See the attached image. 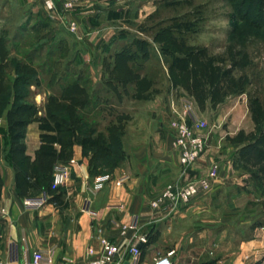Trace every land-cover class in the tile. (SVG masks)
Segmentation results:
<instances>
[{
  "label": "rangeland",
  "instance_id": "rangeland-1",
  "mask_svg": "<svg viewBox=\"0 0 264 264\" xmlns=\"http://www.w3.org/2000/svg\"><path fill=\"white\" fill-rule=\"evenodd\" d=\"M54 1L55 11L44 0H0V128L4 118L8 126L7 113L15 105L20 117L30 118L28 124L62 120L58 135L64 144L56 143L58 153L70 156L75 145L81 146L80 139L96 138V146L81 148L89 156L86 168L95 165L97 175L117 171L142 176L143 159L151 199L180 173L175 123L193 124L189 113L183 116L191 102L192 116L211 130L205 150L211 162L225 166L223 176L229 178L223 191L213 181L209 190L149 225L148 262L167 253L173 260L174 249L183 244L196 245L201 253L209 246L238 250L242 239L264 227V179L244 167L237 154L263 129L264 26L246 20L239 0H68L73 8L67 11L60 8L67 0ZM115 12L118 17L111 18ZM64 17L76 20V34L65 28ZM168 35L212 54L227 48L246 52L250 64L235 74H246L250 83L215 108L207 104L200 110L180 75L169 68L164 50ZM15 94L24 100L16 101ZM251 100L263 114L258 123L251 116ZM33 163L29 167L35 170ZM41 164L48 175L50 165ZM263 260L264 254L260 264Z\"/></svg>",
  "mask_w": 264,
  "mask_h": 264
},
{
  "label": "crops",
  "instance_id": "crops-1",
  "mask_svg": "<svg viewBox=\"0 0 264 264\" xmlns=\"http://www.w3.org/2000/svg\"><path fill=\"white\" fill-rule=\"evenodd\" d=\"M89 40L94 39L88 38L87 41ZM82 41L83 38L73 42ZM0 130L2 131H0V178L2 182L0 201L7 204L10 209V214L7 217L0 218V264H18V262L9 260L8 250L11 242L16 243L20 250H27L28 253L35 249L46 250L55 246L54 257L56 259L66 256L79 261L84 259L88 246L99 248V236L110 237L117 242L121 241V237L118 235L120 223L127 222L134 215H139L141 222L148 220L151 213L148 208L151 183L147 176L143 177V159L139 164V172L142 173V176L132 177L128 172L116 171L111 174L113 177L126 173L129 175V179L122 186L107 182L102 190L93 191L92 182L97 174H92L86 168L89 156L83 153L79 145L74 146L72 154L67 158V160L76 159L79 166L73 167L67 183L57 190L58 201L50 200L37 209L25 208L22 203L23 199L37 192L30 187L21 189L16 187L15 166L9 153L10 142L5 118ZM41 132L38 123L33 122L26 126L22 140L23 155L30 162L35 160L36 153L42 144ZM52 146L58 154L56 143H53ZM209 154V150L206 149L195 162L192 174L202 172L201 170L210 164L212 157ZM164 157L165 159L166 157L170 158V155L165 154ZM60 161L65 160L56 155L53 165ZM175 163L179 165L177 159H175ZM224 168L225 166L221 168L218 178L215 180L220 191H223L226 179L229 178L227 176L226 179L224 178ZM230 174L229 171L228 176H231ZM230 179L239 183L235 177H230ZM86 198L91 200L89 206L96 212L95 216L83 209ZM209 221L208 228L212 226V219L210 218ZM148 228L149 225L144 227L147 231ZM196 247L193 244H183L179 248H175L173 264H260V258L264 254V227L255 228L252 236L245 240L242 239L239 242L238 250L234 252L223 247L216 251V247L211 249L209 246L204 249V253H201L200 249H196ZM150 250L151 244L141 245L138 264H150L148 262ZM214 254L217 256H213ZM244 255L249 257L243 258Z\"/></svg>",
  "mask_w": 264,
  "mask_h": 264
},
{
  "label": "trees",
  "instance_id": "trees-1",
  "mask_svg": "<svg viewBox=\"0 0 264 264\" xmlns=\"http://www.w3.org/2000/svg\"><path fill=\"white\" fill-rule=\"evenodd\" d=\"M242 1L239 0L237 4H241L239 9L246 13L244 16L246 20L264 26V0H248L246 4ZM117 17L118 13H112L111 18ZM164 43L167 46L164 49L165 53L170 57V70L180 75L187 94L200 110L205 109L207 104L215 108L229 95L243 92L246 85L250 83L246 74H235V71H242L250 64V59L246 52L239 53L233 51L232 48H227L225 53L212 54L206 47L189 45L183 38H178L175 35H168ZM19 69L21 67L18 65L16 71L18 72ZM2 79L3 76H0V80ZM17 85L18 83H14L13 87L17 88ZM6 91L8 90L6 89ZM13 91L17 93L16 90ZM15 95L16 101H23L25 98V96L20 94ZM18 108L19 106L15 105L7 113V134L10 142L9 153L15 166V185L19 189L33 188L37 193L30 196H35L41 191L47 190L52 194L50 200L56 202L59 199L57 191L49 189L52 178V164L56 155L65 161L69 156L64 151L56 154L52 145L53 143L64 144L58 132L62 131L63 123L65 122L56 119L38 123L39 129L42 131L40 134L42 144L33 161L35 162L33 163L35 170H32L29 167L28 158L23 155L24 148L22 144L25 127L30 122V118L20 117ZM250 111L253 120L258 123L259 118H262L263 114L254 100L250 102ZM97 143L96 138L89 136L80 139V145L85 149L94 147ZM237 154L240 156V161L244 167L252 169L258 178L264 179V124L263 129L251 141L239 148ZM43 161L48 162L50 165L48 175H45V171H42L41 163ZM38 165H40L39 170H37ZM90 171L92 174H96V166L93 165ZM1 188L2 182L0 178V194Z\"/></svg>",
  "mask_w": 264,
  "mask_h": 264
},
{
  "label": "built area",
  "instance_id": "built-area-1",
  "mask_svg": "<svg viewBox=\"0 0 264 264\" xmlns=\"http://www.w3.org/2000/svg\"><path fill=\"white\" fill-rule=\"evenodd\" d=\"M44 3L47 9L53 11L57 9L54 0H44ZM60 8L66 11L71 10L73 4L67 0ZM62 23L70 33H77L78 23L76 20L64 17ZM191 105L192 103L188 102L189 107H187V111H184L183 116L189 113L188 115L192 117L193 124H187L185 121L175 123L177 134L174 143L179 153L180 173L174 181L165 184L156 196L149 199L148 208L151 213L146 222H141L139 215L132 216L127 222L118 225V235L121 237V241L117 242L113 238L99 236V248L95 249L93 246H88L84 259L79 261L66 256L56 259L54 257L55 246H51L46 250L35 249L28 253L27 250H20L18 245L13 242L9 245V260L18 262V264H138L140 257L139 245L148 242V231L144 227L147 225L153 226L166 216H170L200 192L209 190L213 181L218 178L221 164L216 161L211 162L200 174L191 173L195 162L207 146L211 132L205 121L198 119L195 115L192 116ZM74 166H79L78 161L74 158L69 159L67 162L55 164L52 169L49 189L57 190L65 185ZM128 179L129 175L126 173H122L117 177H113L108 173L99 174L93 179L91 188L93 191L102 190L107 182L122 186ZM50 199V193L43 190L38 195L25 197L22 203L27 209H37L48 203ZM90 202L91 200L86 198L83 209L95 216L96 212L90 209ZM9 214V206L0 201V218L7 217ZM171 256V253L157 256L154 258L153 264H173ZM262 264H264V260Z\"/></svg>",
  "mask_w": 264,
  "mask_h": 264
},
{
  "label": "water",
  "instance_id": "water-1",
  "mask_svg": "<svg viewBox=\"0 0 264 264\" xmlns=\"http://www.w3.org/2000/svg\"><path fill=\"white\" fill-rule=\"evenodd\" d=\"M139 247H141V245H139Z\"/></svg>",
  "mask_w": 264,
  "mask_h": 264
}]
</instances>
